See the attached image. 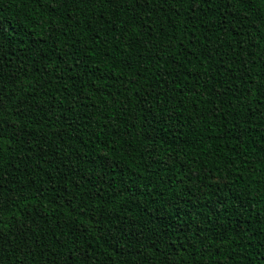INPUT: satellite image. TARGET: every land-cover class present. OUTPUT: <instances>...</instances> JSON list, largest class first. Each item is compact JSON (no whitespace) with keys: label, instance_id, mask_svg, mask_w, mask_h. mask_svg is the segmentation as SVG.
Returning a JSON list of instances; mask_svg holds the SVG:
<instances>
[{"label":"trees","instance_id":"trees-1","mask_svg":"<svg viewBox=\"0 0 264 264\" xmlns=\"http://www.w3.org/2000/svg\"><path fill=\"white\" fill-rule=\"evenodd\" d=\"M0 26V264H264V0Z\"/></svg>","mask_w":264,"mask_h":264},{"label":"snow or ice","instance_id":"snow-or-ice-1","mask_svg":"<svg viewBox=\"0 0 264 264\" xmlns=\"http://www.w3.org/2000/svg\"><path fill=\"white\" fill-rule=\"evenodd\" d=\"M102 3H109L112 4L113 7H119L123 2H127V3H131L132 0H101ZM164 3L169 2V0H163ZM89 27H91V25H89ZM4 34H5V30L3 29L2 26H0V49L3 48V44H4ZM165 115L167 116V113H165ZM171 117H169L170 119ZM111 166V165H109Z\"/></svg>","mask_w":264,"mask_h":264}]
</instances>
